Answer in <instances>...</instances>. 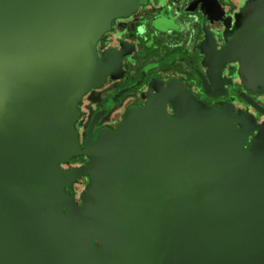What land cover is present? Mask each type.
I'll return each mask as SVG.
<instances>
[{
  "label": "water",
  "instance_id": "1",
  "mask_svg": "<svg viewBox=\"0 0 264 264\" xmlns=\"http://www.w3.org/2000/svg\"><path fill=\"white\" fill-rule=\"evenodd\" d=\"M143 2L0 0V264H264V133L244 149L242 116L179 86L79 147L77 103L108 72L97 42ZM223 56L264 89V0ZM79 175L76 206L64 185Z\"/></svg>",
  "mask_w": 264,
  "mask_h": 264
},
{
  "label": "flooded vegetation",
  "instance_id": "2",
  "mask_svg": "<svg viewBox=\"0 0 264 264\" xmlns=\"http://www.w3.org/2000/svg\"><path fill=\"white\" fill-rule=\"evenodd\" d=\"M249 1L144 0L130 15L113 19L96 45L107 75L77 103L79 147L94 141L101 130L115 131L129 108L154 104L165 91L180 86L207 106L242 116L235 127L249 130L243 144L248 149L264 133V89H246L238 60L226 59L223 51ZM162 104L173 118L174 102L166 99ZM87 162L86 155L73 156L59 168L70 173ZM88 183V177L79 175L64 185L76 206Z\"/></svg>",
  "mask_w": 264,
  "mask_h": 264
}]
</instances>
